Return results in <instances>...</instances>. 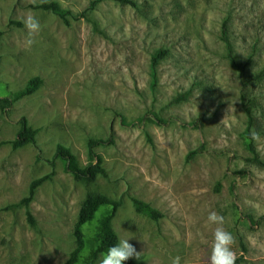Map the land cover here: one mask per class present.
<instances>
[{"label":"rangeland","instance_id":"1","mask_svg":"<svg viewBox=\"0 0 264 264\" xmlns=\"http://www.w3.org/2000/svg\"><path fill=\"white\" fill-rule=\"evenodd\" d=\"M134 1L46 0L92 19L67 23L30 6L39 0H0V97L42 81L8 110L0 103V264H71L76 251L84 264L112 202V227L140 252L137 264H207L211 211L242 264H264V220L254 229L240 221L264 216V79L252 80L264 72V0ZM29 13L41 31L26 50ZM225 21L243 78L222 40ZM23 118L36 143L14 149ZM100 139L93 154L107 177L77 179L55 159L61 145L82 167L95 163L90 142ZM49 174L26 207L31 184ZM97 195L107 203L87 220L82 207Z\"/></svg>","mask_w":264,"mask_h":264},{"label":"trees","instance_id":"2","mask_svg":"<svg viewBox=\"0 0 264 264\" xmlns=\"http://www.w3.org/2000/svg\"><path fill=\"white\" fill-rule=\"evenodd\" d=\"M101 1H104V0H98V2H101ZM114 1L119 2L121 4H126V5H130L133 7H137V3L134 0H114ZM30 6L34 9L50 11L56 14L57 16H59L60 18H62L67 23L69 22L70 16H72L74 19H80L81 17H84V18H87L89 21H92L91 17L87 13H84V15H81V16L73 15L71 11L61 8L57 2H44L41 4L30 5ZM227 26H228L227 22L225 21L223 23V29H222V34H221L222 40L227 45L229 57L232 61L233 66L238 70L240 74L239 76L243 78V76L246 73V67H244V65H242L237 58L232 42L230 41L229 36H227L228 35ZM165 55H166V52L164 50L159 52V54L154 58V63L156 64V62L159 59L163 58ZM262 79H264V72H261L258 75L252 77V80L254 81H260ZM41 83L42 81L40 78H35L29 83V85L24 90L9 94L7 96L0 97V103L3 105L5 110H8L17 101L21 100L22 98L26 96H30L34 92H36L38 88L40 87ZM185 98H186L185 96H180L179 98L175 99V101L178 102ZM245 108H246V112L248 115L247 117L249 118V123H250L249 124V137L253 139L250 135L252 131L253 120H254V118L252 117L253 116L252 109L248 106H246ZM37 133L38 131L29 125L28 120L26 118H23L21 121V128L18 132V135L16 139L12 141L13 148L18 149V148L26 146L27 144H35ZM106 143L107 141L101 140V139L96 140V141H91L90 142L91 154L94 153L93 148L95 146L100 145V144H106ZM252 148L253 150H255L253 145H252ZM194 153L195 152L191 153V155ZM93 157L95 158V163H90L89 165L82 167L80 163L78 162L76 156L73 153H71V151L68 148L60 145L58 146L55 152V159H61L64 162L66 172L73 174L74 177L77 179L85 180V181H94L99 175H103L107 177V171L102 166L101 157H99L96 154H93ZM256 159L264 166V161L258 159V156L256 157ZM50 178H51V174L43 176L35 180L31 184L29 196H27L22 202L23 204H25L26 207H29L31 202L34 200V197L36 196L35 192H37V189H39V187L47 179H50ZM106 203H107V200L104 197L99 196V195L88 199L85 202L84 206L82 207V216L87 220H91L94 217V215L99 211V209ZM134 204L136 205L139 211L147 213L154 220H159L163 216V214L160 211L152 208L149 204H147L146 202L142 200L134 199ZM119 206H120V203L112 202L110 210L104 216H102L99 222V225H98V229H97L98 243L84 264H96L99 261L101 254L106 252L108 247L119 242V236L117 235V233L114 231L112 227V221L116 216ZM27 213H28V219L31 225L34 226L36 224L34 216L32 215L30 210H28ZM262 220H264V216L256 220L252 216H245V217L240 218V221L245 222V224H247L253 229L256 228L261 223ZM80 234L81 232H78L79 238L82 239V235ZM242 245L243 247H246L243 240H242ZM244 260H245L244 255H241L237 257L236 264H242ZM78 261H79V251H76L72 256L70 263L74 264V263H78ZM124 264H137V263H135L132 259H129L125 261Z\"/></svg>","mask_w":264,"mask_h":264},{"label":"clouds","instance_id":"3","mask_svg":"<svg viewBox=\"0 0 264 264\" xmlns=\"http://www.w3.org/2000/svg\"><path fill=\"white\" fill-rule=\"evenodd\" d=\"M30 2L36 4L37 0H30ZM39 2L43 3L46 0H39ZM21 20L27 30L24 47L28 50L35 43L34 37L41 31V25L39 20L31 13L22 17ZM250 135L253 139L259 137V133L255 130H252ZM207 220L210 225H216L210 254L207 257V264H236L237 256L233 248L235 237L223 227L225 223L224 217L215 211H211ZM128 240L129 237L119 239L118 243L108 247L106 252L101 254L99 264H124L125 261L131 258L139 260L141 258L140 252ZM172 264H180V257L172 258Z\"/></svg>","mask_w":264,"mask_h":264}]
</instances>
